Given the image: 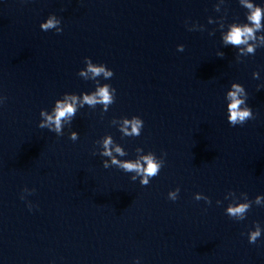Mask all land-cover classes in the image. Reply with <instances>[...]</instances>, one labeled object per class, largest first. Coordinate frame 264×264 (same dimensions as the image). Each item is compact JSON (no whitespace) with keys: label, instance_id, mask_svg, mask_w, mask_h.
Wrapping results in <instances>:
<instances>
[{"label":"clouds","instance_id":"9594fccd","mask_svg":"<svg viewBox=\"0 0 264 264\" xmlns=\"http://www.w3.org/2000/svg\"><path fill=\"white\" fill-rule=\"evenodd\" d=\"M243 6L248 9V13L246 15V20L248 23L244 24H233L230 27L228 33L224 36L225 44H231L234 46L247 45V52L254 53L255 48L249 42L255 41L257 39L256 32L264 29V24H262V20H264V7L257 6L249 0H241ZM60 23L59 20L56 19L55 15H50L46 22L40 24V28L43 31H48L51 29H56L57 33L62 32V28H58L57 25ZM262 43H264V37L259 38ZM180 51L184 50L183 46H180ZM219 55L223 56V53ZM87 61V69L86 71H81L79 74L85 78H88V74L91 73V78L95 79L96 77L104 76L105 79L111 78L114 73L111 69L106 68L103 64L94 65L91 62L90 58H85ZM253 78H259L258 73H253ZM264 86H258V89ZM115 88H112L111 85L105 84L102 87H98L97 90L91 95H84L82 103H86L88 105L94 106L97 103L103 104L105 109L107 106L114 103V95ZM247 93L245 92L244 87H242L238 83H233L231 85V90L226 94L227 103V120L231 126L243 125L246 121L250 119H254V114L252 109L247 105ZM3 99L0 97V103L3 102ZM71 101V102H69ZM77 102L76 96H65L63 101L57 100L55 104V108L52 114H48L46 111L41 110L40 116L44 117V120L39 124L40 128H49L50 131H53L57 134H61L62 130V121L70 120L76 112L75 104ZM124 127L121 128V131L124 132L125 135H140V130L143 127V120L137 117H133L131 120L125 119ZM54 126V127H53ZM131 127V131H128V127ZM70 139L75 141L78 139V134L76 132H72L70 134ZM112 144L111 137H108L104 140V148L105 151L103 155L111 156L112 152L109 148V145ZM115 151L120 155H124V152L121 148L116 147ZM166 155V154H165ZM141 160L143 163H141ZM141 160H137L135 162H119L115 158L112 159L113 164H117L120 168L125 171H135L137 175L141 176L142 179L140 184L142 186H147L150 183V179L159 175L162 166L164 165V159L157 160L153 153H149L146 156H143ZM105 168L109 167L108 163L105 161ZM133 180L136 177H132ZM27 189H25L26 191ZM34 191V190H33ZM180 192L179 187L175 190H172L168 193V198L175 201L178 198V193ZM23 198V197H22ZM202 197L199 193L195 195V199L198 201ZM204 199L208 200L210 203V199L208 197H204ZM262 197L257 196L255 203L257 205H261ZM250 209L249 203H238L235 205H229L227 208V215L229 217H237L241 220L245 218L246 213ZM261 236V229L259 227V223H257L256 230L248 233V241L249 243H255L258 238Z\"/></svg>","mask_w":264,"mask_h":264}]
</instances>
